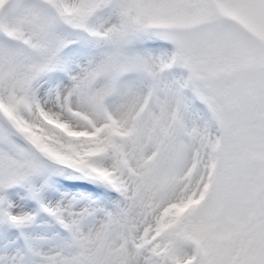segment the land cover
<instances>
[{
	"label": "snow or ice",
	"instance_id": "obj_1",
	"mask_svg": "<svg viewBox=\"0 0 264 264\" xmlns=\"http://www.w3.org/2000/svg\"><path fill=\"white\" fill-rule=\"evenodd\" d=\"M0 264H264V0H0Z\"/></svg>",
	"mask_w": 264,
	"mask_h": 264
}]
</instances>
